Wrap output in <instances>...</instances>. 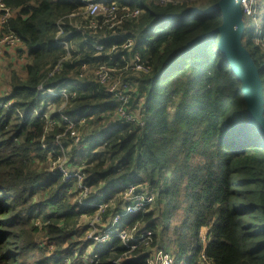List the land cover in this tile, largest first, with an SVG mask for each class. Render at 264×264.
<instances>
[{
	"label": "trees",
	"instance_id": "trees-1",
	"mask_svg": "<svg viewBox=\"0 0 264 264\" xmlns=\"http://www.w3.org/2000/svg\"><path fill=\"white\" fill-rule=\"evenodd\" d=\"M219 1L107 0L143 12L125 23L122 37L102 42L99 53L97 37L111 32L91 28L93 18L81 11L80 0H3L16 10L5 32L20 37L28 63L26 76L13 72L10 94L0 97V264H66L86 254L90 243L80 232L81 217L94 216L97 208L81 206L75 181L51 172L50 160L65 156L68 166H85V183L97 194L107 191V202L132 182L149 185L157 201L168 198L162 216L174 241L173 264H264V134L249 122L242 82L219 49L214 31L222 13H204ZM194 8L202 13L188 14ZM260 34L252 20L244 23L242 45L258 69L264 96V26ZM126 37L136 40L152 67L149 74L124 77L133 84L131 109L143 105L144 125L119 119L114 97L83 70L117 66L121 55L107 52ZM123 67L119 62L117 69ZM41 85L79 91L65 103L40 93ZM48 117L54 125L47 131ZM64 117L85 120L78 126L80 143ZM87 131L91 138L85 139ZM154 218V212H142L131 223L151 231L156 248ZM40 234L57 245L61 258L48 256ZM125 252L113 238L100 264L147 259L143 246Z\"/></svg>",
	"mask_w": 264,
	"mask_h": 264
},
{
	"label": "built area",
	"instance_id": "built-area-1",
	"mask_svg": "<svg viewBox=\"0 0 264 264\" xmlns=\"http://www.w3.org/2000/svg\"><path fill=\"white\" fill-rule=\"evenodd\" d=\"M80 1L83 5L81 11L93 18L91 21V28L95 30L107 28L109 32H111L109 35L105 34L102 37H97L95 47L99 53L105 50V45L102 42L113 37H122L124 35L122 34V29L125 23L137 19L143 12L141 9L131 11L128 7H120L118 4L109 5L107 0ZM153 1L166 4L169 0ZM240 6L243 11V19L249 22L255 16L259 1L240 0ZM14 14H16V10L7 7L3 0H0V55L5 53L4 51L6 49L20 51L22 48V41L19 36L11 32H5L7 22ZM98 15L104 17L101 23L95 20ZM72 17H77V14L72 15ZM59 34L62 35V31H60ZM59 44L67 49L69 47L65 39H60ZM136 45L137 43L134 38L126 37L123 44L118 45V43H114L107 52V55L110 57H115L117 54L121 55V59L116 63L117 66L119 62L124 63V67L121 69H117V66L113 68L110 66L111 64H102L99 68L94 70H91L89 66H84L83 70L87 74L94 73L96 81L106 88L109 95L114 97L115 101L118 103L117 115L119 119L131 124L144 125L145 114L143 113V105L138 109H131L130 99L133 97V84L125 79H128L131 73L149 74L152 70L150 63L143 59ZM58 68L59 67H57L56 70ZM115 72L119 74H115ZM39 91L43 95H48L52 98H61L67 103L70 98L76 96L79 89L64 87L57 90L47 85H41ZM11 103L12 102H8V105H11ZM48 119L47 131L54 125L51 118L48 117ZM64 120L68 124L70 136L76 141V144L80 143L82 141V136L78 131V126L82 125L85 120H82L79 124L68 117H64ZM57 145L62 146V137L58 138ZM43 148L47 150L48 145L44 143ZM48 155L52 157L50 153ZM67 160L68 157L66 156L59 158L58 161L50 160L51 172L65 175L67 178L73 179L75 181V189H77V198L80 205L95 207L97 210L92 217L86 215H82L81 217L80 229H82L83 239L90 243L86 254L79 258L78 261L66 259V264H100L102 251L113 238L120 239L126 247L124 255L128 254L129 256V254L139 250L142 246L145 247L147 259L144 264L174 263L175 258L170 251L152 247V243L155 239L151 231L143 230L140 222H136L133 225L131 223L137 215L146 212L150 206L156 203L157 194L154 192V189L149 185H140L134 182L128 183L126 189H124L120 196L117 195L107 202L105 199L106 193H104L107 191H104L102 194H97L95 189L89 187L85 183V173L83 171L85 166L82 165L81 167L73 168L67 165ZM118 196L121 197L122 200L119 206H115ZM36 225L40 227V230H43L44 225L40 220L36 222ZM38 243L48 252L49 257L61 258L56 252L57 245L48 237L45 236V238L38 239ZM113 264H124L123 259L114 260Z\"/></svg>",
	"mask_w": 264,
	"mask_h": 264
},
{
	"label": "water",
	"instance_id": "water-1",
	"mask_svg": "<svg viewBox=\"0 0 264 264\" xmlns=\"http://www.w3.org/2000/svg\"><path fill=\"white\" fill-rule=\"evenodd\" d=\"M221 12L222 25L214 32L220 34L219 49L233 72L242 82V90L249 108V122L255 125L259 133L264 134V96L262 81L258 69L242 45L244 32L243 11L240 0H220L204 13ZM189 13H202L194 8Z\"/></svg>",
	"mask_w": 264,
	"mask_h": 264
},
{
	"label": "rangeland",
	"instance_id": "rangeland-1",
	"mask_svg": "<svg viewBox=\"0 0 264 264\" xmlns=\"http://www.w3.org/2000/svg\"><path fill=\"white\" fill-rule=\"evenodd\" d=\"M258 1H259V6H257L255 16L251 20H252V26L255 27L256 30L258 31V37H261V34H260L261 29L264 26V0H258ZM253 3H252V5H253ZM243 21H244L243 22V24H244L248 20H243ZM256 42H257V39H256ZM257 43L263 44L261 42V40H258ZM3 56H4V53H2L0 55V97H3V95L6 96V94L9 93V90H10L9 85H11L13 72L18 73L21 76V74L23 73L22 68L24 66L23 62H20L14 66L10 61V58L12 56L9 58L4 56L5 58L2 59ZM11 60H12V58H11ZM131 74H134V73H131ZM2 91H4V92L7 91V93H4V92L2 93ZM10 92H11V90H10ZM91 133H92V131L88 132L85 136V139L91 138V135H90ZM90 143H93V139L92 140L90 139V142H87V145H89ZM167 203H168V198H160V200L156 201L155 205L153 204L154 206H150L149 209L146 210V212H144V213L154 212L155 213L154 219H156L158 224H159L158 231H157L158 244H157L156 248L157 249H163L165 251L166 250L171 251L170 253L172 255H174L175 247L172 248L174 241H173V238L168 233V222H167L166 218L162 216L163 215L162 213L165 210V206ZM205 231L206 230H203L204 234H205ZM80 232L82 233V231H80ZM41 238H45V236L39 235L38 239H41Z\"/></svg>",
	"mask_w": 264,
	"mask_h": 264
},
{
	"label": "crops",
	"instance_id": "crops-1",
	"mask_svg": "<svg viewBox=\"0 0 264 264\" xmlns=\"http://www.w3.org/2000/svg\"><path fill=\"white\" fill-rule=\"evenodd\" d=\"M21 51V52H20ZM20 51H13V50H8V49H6L4 52V56L5 57H11L12 58V60H11V58H10V61H11V63L15 66L16 64H18V63H20V62H23V68H22V74H21V76H26V72H25V65L28 63V61H27V57H28V53L24 50V47H22L21 48V50ZM2 57V59H4L5 57ZM7 59V58H6ZM9 88H10V90H11V85H9ZM10 90H9V93H10ZM4 91H2V93H3ZM4 93H7V91H5ZM9 93H7L6 95H8ZM3 96H5V95H3Z\"/></svg>",
	"mask_w": 264,
	"mask_h": 264
}]
</instances>
